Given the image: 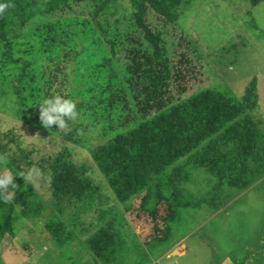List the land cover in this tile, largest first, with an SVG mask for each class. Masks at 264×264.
<instances>
[{
  "label": "trees",
  "instance_id": "1",
  "mask_svg": "<svg viewBox=\"0 0 264 264\" xmlns=\"http://www.w3.org/2000/svg\"><path fill=\"white\" fill-rule=\"evenodd\" d=\"M190 1L130 0L131 9L120 13V0H0V69L14 72L20 118L82 144L87 118L114 109L108 137L90 152L116 200L135 222L149 223L148 245L166 242L180 208L202 200L187 187L198 169L216 179L214 207L223 204L226 187L244 191L264 176L263 120L252 114L256 80L241 98L198 88L207 79L204 58L178 24ZM84 51L97 52L98 60L78 62L74 78L72 62ZM53 95L76 103L77 118L62 129L45 128L39 119V104ZM33 153L16 131L3 132L0 170L10 169L17 187L11 196L0 189V253L21 219L48 208L21 177L36 167L53 198L45 223L51 242H85L93 259L78 263L69 255L73 264H125L127 241L113 207H103L109 195L90 167L68 148L37 160Z\"/></svg>",
  "mask_w": 264,
  "mask_h": 264
},
{
  "label": "rangeland",
  "instance_id": "2",
  "mask_svg": "<svg viewBox=\"0 0 264 264\" xmlns=\"http://www.w3.org/2000/svg\"><path fill=\"white\" fill-rule=\"evenodd\" d=\"M118 6V12H127L131 9L130 0H120ZM178 24L204 58L207 79L198 88L224 89L241 98L255 79L258 107L252 114L263 120L264 128V0L257 5L250 0H191L183 7ZM79 44L85 47L81 41ZM98 57L97 52L84 51L78 61L72 62L73 77L77 75L78 62L86 65ZM14 82L12 69H0V141L4 131L13 129L24 145L34 150V160L68 148L75 161L88 165L90 175L109 195L103 207H113L112 214L117 216L118 227L127 241L125 264H264V176L244 191L226 187L223 204L214 207L209 200L216 179L205 169H198L187 187L202 200L196 206L180 208V217L173 223L166 242L148 245L145 234L149 223L135 222L124 204L116 200L90 152L91 147L108 137L105 129L116 120V111L113 109L112 115L102 119L87 118L91 127L84 134V142L74 144L48 129L22 121ZM0 173L13 176L15 187L4 188L11 196L17 187L15 176L6 167ZM35 191L48 208L40 217L18 222L15 236L1 250V264H73L72 260H92L85 242L66 247L51 242L45 223L52 213L53 198L42 179L36 181ZM92 214L85 218L92 220ZM69 255L72 260L67 259Z\"/></svg>",
  "mask_w": 264,
  "mask_h": 264
},
{
  "label": "clouds",
  "instance_id": "3",
  "mask_svg": "<svg viewBox=\"0 0 264 264\" xmlns=\"http://www.w3.org/2000/svg\"><path fill=\"white\" fill-rule=\"evenodd\" d=\"M3 6L0 5V8ZM40 113L39 119L43 127L51 128L52 125H57L58 129L66 126V120H74L78 116L76 103L70 98H64L60 95H53L45 98L39 104ZM21 177L29 181L31 185L36 187V181L43 179L41 170L36 167L30 168L27 173ZM9 185L15 187L13 176L7 173H0V189L9 188Z\"/></svg>",
  "mask_w": 264,
  "mask_h": 264
}]
</instances>
